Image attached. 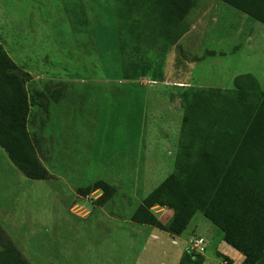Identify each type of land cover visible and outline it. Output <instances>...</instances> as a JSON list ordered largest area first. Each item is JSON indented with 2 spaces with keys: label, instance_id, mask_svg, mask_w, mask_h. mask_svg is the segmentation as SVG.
Segmentation results:
<instances>
[{
  "label": "rangeland",
  "instance_id": "1",
  "mask_svg": "<svg viewBox=\"0 0 264 264\" xmlns=\"http://www.w3.org/2000/svg\"><path fill=\"white\" fill-rule=\"evenodd\" d=\"M114 3L90 0L85 16L82 0H0V43L20 70L28 59L32 75L23 71L30 94L52 81L53 72L86 81L63 87L57 102L45 98L48 107L54 104L47 111L31 108V133L40 120L47 132L73 140L67 160L47 165L52 176L28 178L0 147V226L32 264H177L192 233L209 239L203 264H239L240 255L222 244L218 229L200 212L180 235L153 228L158 239L142 233L148 226L136 225L135 231L127 221L176 169L190 91L231 88L241 73L264 86V24L220 0H197L185 19L201 30L191 31L197 35L191 52L201 57L165 59L159 41L137 43L127 30L114 31ZM134 53L142 55L138 63L149 68L151 81L146 75L122 80V62ZM178 77L188 84H178ZM97 179L115 184L116 202L111 210L95 206L81 218L94 204L84 197L85 186ZM152 211L163 223L172 216L163 206ZM217 246L229 260L216 256Z\"/></svg>",
  "mask_w": 264,
  "mask_h": 264
},
{
  "label": "trees",
  "instance_id": "2",
  "mask_svg": "<svg viewBox=\"0 0 264 264\" xmlns=\"http://www.w3.org/2000/svg\"><path fill=\"white\" fill-rule=\"evenodd\" d=\"M196 1L115 0L119 35L127 30L138 37L162 36L165 46L173 45L187 30L185 17ZM220 1L264 24V0ZM130 25L143 27L132 30ZM149 71L146 65H123L127 79L149 75ZM28 74L18 68L0 43V147L25 176L42 179L50 175L38 157L28 121L32 106H39L43 112L49 108L48 102L43 103L45 98L58 101L59 93L50 92V85L54 88L61 82L47 81L30 94L25 85ZM175 164L176 169L142 198L130 220L175 236L200 212L218 229L220 240L242 254L239 264H264V86L254 75L237 74L231 88L190 91L183 106ZM97 189L102 193L96 203L108 201L114 192L113 185L103 180L84 191ZM156 205L172 210L166 223L153 213ZM215 254L229 258L218 250ZM203 261L202 255L193 258L184 251L178 264ZM0 264H32L1 226Z\"/></svg>",
  "mask_w": 264,
  "mask_h": 264
},
{
  "label": "crops",
  "instance_id": "3",
  "mask_svg": "<svg viewBox=\"0 0 264 264\" xmlns=\"http://www.w3.org/2000/svg\"><path fill=\"white\" fill-rule=\"evenodd\" d=\"M82 1H85L86 12H84V15L88 16L89 15V11H90V7H89V1L90 0H82ZM113 1H115V0H113ZM114 15H115V3H114ZM185 21H186V19H185ZM142 27H143V25H130V29H132V30H141ZM145 27L146 28H152L151 25H145ZM113 28H114L115 32L119 33V31H121L120 25L117 24V23H116V25ZM192 30H194L195 32L197 30H198L197 32L201 31V30L198 29L197 25L188 23L187 30L185 32H183V34L181 36H179L177 42L175 44H173V45H166V46H165L166 39L164 37H162V36H153V35H150V34H146L145 36L140 35L138 37V36H135V35H131V34L130 35H131V38L133 39V41H136L137 43H140L142 41L155 43V42L159 41L158 43H161L160 46L163 48L162 51L163 52L165 51L164 56L162 54V56L165 57V59H170V58L171 59H187V58L188 59H198L201 56H198V55L196 56V54L191 52V47L194 46V42H195V40L197 38V35L195 33L191 32ZM175 48L177 49V52H175ZM135 53H136V51H135ZM135 53L132 54L130 57H128V59H130L129 62L123 61L122 63H124V65L126 63H137V64H139L138 62L142 63L143 62L142 61V55L141 54L140 55H138V54L136 55ZM157 57H155V58H157ZM144 59H147V61H148V59H152V57H149V55H146ZM132 60H134V61H132ZM27 61H28V59H23L22 62L24 63V67L22 69L25 72H28V73L31 74ZM185 61L186 60H184V63H185ZM129 74L132 76L134 73H129ZM43 75H44V73H41L39 75L37 74L36 76H32V77H33V79L36 80V79L42 77ZM121 77H122V80L124 82H126L125 79H127V78L124 77V72L122 73ZM145 78L148 79L149 81H151V77H148L146 75ZM48 79L52 80L53 82H56V81L61 82V88L60 89L57 88L56 86L54 88H52V84L50 85L51 86L50 92H53L54 94L56 93L57 95H58V93H64L63 87H65V86L71 87L76 82H81V83H85L86 82V81H84L83 78H81V79L71 78V76H68L67 74H57L56 72H53L52 74H50ZM177 79H178V82H179L178 84H180V85L183 84V86H185V85L188 84V82L185 81V79H183V77H178ZM130 80H134V79L131 78ZM103 81H106V79L104 78ZM120 82H122V81H120ZM146 84H148V83H146ZM58 89H59V91H58ZM53 105H50L49 107L52 108ZM31 108H35L34 110H36L37 112H42L41 108L39 106H32ZM38 114L39 113H37V115ZM34 118H36V117H34ZM41 122H40V120H37L35 122L33 133H31V129H29V126H28V130H29V133H30V135L32 137V140H33V143L35 145V148H36V151H37L39 159L41 160L43 165L46 167L48 172L51 174V172L47 168V165L55 166L56 163H59V161L62 163V161L67 160L69 158V154H68L69 146H70V144H72V150H73V145L74 144H73V140L72 141L70 140L68 142L67 139L63 140L61 137H59L58 134H57L58 131H56V132L52 131L51 133H49V131L47 132L46 129H43ZM28 124H29V122H28ZM51 176H52V174H51ZM97 180H102V179H97ZM97 180H95V181H97ZM95 181H93V182H95ZM103 181H106V180H103ZM92 183H90V184H92ZM89 185H87V186H89ZM114 185L115 184H113L114 192H115V186ZM87 186H85V188ZM101 193H102V191L100 189L94 190V191L89 192V193L85 192V196L84 197L85 198H92L93 201H94V204L89 206L88 210H86V212L81 214V216L78 215L79 217L85 218V217H88L89 215H91V213H92L91 208H93L95 206H103V207H107L109 210H111L110 208H112V207L109 204H112V203L114 204L116 202V200H112V196H114L113 193L110 196V198L108 199V201L103 202V203H96L95 200L101 195ZM73 205H74V203L71 204L69 211H72L71 213L74 214V210H73V207H72ZM119 207H121L120 201H119ZM109 214H110V211H109ZM4 221H5V217L2 214H0V224L4 223ZM120 221H121V219H119V222ZM127 222L130 223V225H129L130 228L132 230H135V231H140V229L136 225L148 226V227H145L146 229H144V231H142V233L145 234V232H146V233H148V235H150L154 239H158L159 238L158 234L153 231V228L155 229L156 227L151 226V225H147V224L135 223V222L130 220V216H129V219H128ZM149 226H151V227H149ZM156 229H158V228H156ZM222 244H224V241H223ZM225 246L231 252H233V253H235L237 255L239 254L241 260L243 259L242 254H240L239 252H237L236 250H234L233 248H231L228 245H225ZM157 248H158V245H155L154 249H157ZM217 249L220 250L218 248V246H217ZM221 252L224 253L223 251H221ZM181 254H180V256H181ZM177 264H178V262H177Z\"/></svg>",
  "mask_w": 264,
  "mask_h": 264
},
{
  "label": "built area",
  "instance_id": "4",
  "mask_svg": "<svg viewBox=\"0 0 264 264\" xmlns=\"http://www.w3.org/2000/svg\"><path fill=\"white\" fill-rule=\"evenodd\" d=\"M173 243H177V241L174 239ZM185 243L184 251H186L193 258H195L196 255H206L205 253L209 244L206 237L194 233L189 236L188 241Z\"/></svg>",
  "mask_w": 264,
  "mask_h": 264
}]
</instances>
